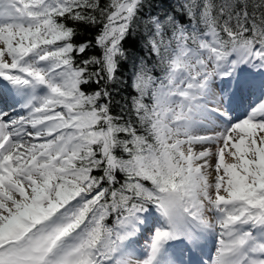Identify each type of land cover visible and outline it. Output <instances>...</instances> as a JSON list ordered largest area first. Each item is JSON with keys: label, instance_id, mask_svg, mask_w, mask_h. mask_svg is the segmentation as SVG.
I'll list each match as a JSON object with an SVG mask.
<instances>
[{"label": "snow or ice", "instance_id": "6c2138e0", "mask_svg": "<svg viewBox=\"0 0 264 264\" xmlns=\"http://www.w3.org/2000/svg\"><path fill=\"white\" fill-rule=\"evenodd\" d=\"M0 264H264V0H0Z\"/></svg>", "mask_w": 264, "mask_h": 264}]
</instances>
